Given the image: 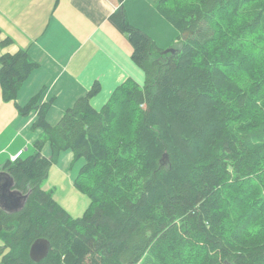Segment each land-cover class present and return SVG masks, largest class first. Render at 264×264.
<instances>
[{
	"label": "trees",
	"instance_id": "16d2710c",
	"mask_svg": "<svg viewBox=\"0 0 264 264\" xmlns=\"http://www.w3.org/2000/svg\"><path fill=\"white\" fill-rule=\"evenodd\" d=\"M157 7L177 29L174 51L133 25L121 3L110 19L145 83L127 79L97 109V82L56 124L52 101L17 102L40 63L27 49L0 56L3 99L23 116L37 111L31 129L42 130L32 153L0 168L28 194L16 211L0 196L4 264H264V0ZM65 151L84 159L74 182L91 201L79 217L44 186ZM41 237L51 249L35 262L30 246Z\"/></svg>",
	"mask_w": 264,
	"mask_h": 264
},
{
	"label": "crops",
	"instance_id": "0c3cea01",
	"mask_svg": "<svg viewBox=\"0 0 264 264\" xmlns=\"http://www.w3.org/2000/svg\"><path fill=\"white\" fill-rule=\"evenodd\" d=\"M158 2L0 0V56L27 49L40 63L20 87L17 102L25 105L34 96L40 104L52 101L47 119L56 124L63 112L97 82L99 91L91 99L97 109L127 79L142 83L144 71L133 59V46L110 16L122 3L133 25L160 46H173L177 29L159 12ZM153 29H161L167 37L157 39L159 35L153 34ZM7 39L10 41L3 44ZM36 118L37 111L23 116L14 101H5L0 86V168L11 154L23 149L25 155L31 150L42 132L31 129ZM46 146L49 148L44 154L49 155L50 145ZM67 156L71 158L73 153L69 151Z\"/></svg>",
	"mask_w": 264,
	"mask_h": 264
},
{
	"label": "rangeland",
	"instance_id": "374dc122",
	"mask_svg": "<svg viewBox=\"0 0 264 264\" xmlns=\"http://www.w3.org/2000/svg\"><path fill=\"white\" fill-rule=\"evenodd\" d=\"M160 30L153 29L151 31L153 34L159 35L157 36L158 37L157 39L162 41V39L164 40L167 36L163 33V31L160 32ZM160 47H162L163 49H167L171 46H165V47L160 46ZM145 80H146V74L144 71V79L141 84H144ZM46 145L43 149L44 153L47 152V149L49 148ZM30 151L27 150L24 156H27L29 153L33 152ZM68 152L69 151H65L61 153L58 161L53 163V165L50 168L49 176L44 182V186L45 188L53 189L55 197L58 199L59 203L73 217H79L83 215V213L86 211L91 200L89 195L86 192L80 190L75 185L74 182V180L79 174V170L84 162V159L81 158L73 163L74 156L69 158V156H67ZM0 264H4L2 262L1 254H0Z\"/></svg>",
	"mask_w": 264,
	"mask_h": 264
},
{
	"label": "water",
	"instance_id": "95a60500",
	"mask_svg": "<svg viewBox=\"0 0 264 264\" xmlns=\"http://www.w3.org/2000/svg\"><path fill=\"white\" fill-rule=\"evenodd\" d=\"M165 52L174 51L173 47L164 50ZM167 154L164 155L163 161L166 162ZM1 179V178H0ZM14 180L5 178L0 182L2 190L1 206L8 211H16L23 207L28 194H22L20 191L13 189ZM51 242L48 238L41 237L36 239L30 246V257L33 261L39 262L44 259L50 252Z\"/></svg>",
	"mask_w": 264,
	"mask_h": 264
},
{
	"label": "built area",
	"instance_id": "2783aa9c",
	"mask_svg": "<svg viewBox=\"0 0 264 264\" xmlns=\"http://www.w3.org/2000/svg\"><path fill=\"white\" fill-rule=\"evenodd\" d=\"M23 152H24V150L21 149L18 152L14 153V154H11L10 159L12 161H16L23 154Z\"/></svg>",
	"mask_w": 264,
	"mask_h": 264
},
{
	"label": "flooded vegetation",
	"instance_id": "af4514ba",
	"mask_svg": "<svg viewBox=\"0 0 264 264\" xmlns=\"http://www.w3.org/2000/svg\"><path fill=\"white\" fill-rule=\"evenodd\" d=\"M1 181H3V180H2V179H0V182H1ZM0 190H1V188H0Z\"/></svg>",
	"mask_w": 264,
	"mask_h": 264
}]
</instances>
